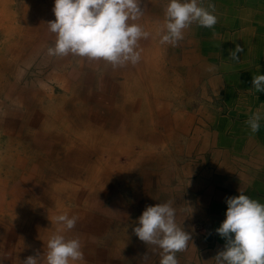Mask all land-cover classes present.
<instances>
[{
  "label": "crops",
  "instance_id": "0c3cea01",
  "mask_svg": "<svg viewBox=\"0 0 264 264\" xmlns=\"http://www.w3.org/2000/svg\"><path fill=\"white\" fill-rule=\"evenodd\" d=\"M201 2L215 5L218 22L211 29L193 24L172 46L161 45L158 35L168 0H141L144 13L136 23L151 35L140 41L136 91L143 87L152 94L141 99L153 101L155 109L150 103L136 106L150 119L136 139L143 137L156 155L145 161L152 171L144 176L136 209L107 224L108 232L131 235L147 206L172 201L177 225L191 236L187 249L176 253L178 264H215L226 243L216 229L225 219L227 198L242 192L264 204V118L255 134L245 123L258 109L264 117V92H254L252 84L254 75H264V0ZM237 47L243 51L235 61L230 54ZM158 114L170 116L168 129L151 127ZM112 239L100 238V263L95 258L90 264H160V250L135 235L129 259L111 251ZM121 240L128 252L130 243Z\"/></svg>",
  "mask_w": 264,
  "mask_h": 264
},
{
  "label": "bare ground",
  "instance_id": "6f19581e",
  "mask_svg": "<svg viewBox=\"0 0 264 264\" xmlns=\"http://www.w3.org/2000/svg\"><path fill=\"white\" fill-rule=\"evenodd\" d=\"M45 1L47 5H54V0ZM9 3L16 7V5L12 2L9 1ZM1 6L2 5L0 4V7ZM26 8L23 9V11L26 10ZM52 9L53 7L47 10L45 6L41 8V12L48 21L55 20ZM13 17H15V15L8 14L7 18L1 17V19L5 24H7L10 20L14 19ZM24 28L25 27L21 26L20 30L17 32L19 36H21ZM3 30L7 32V27ZM9 32L11 34L16 33L14 29L9 30ZM24 36L26 37L25 41L29 43L34 38L40 37L41 32L36 34L26 32ZM24 36L21 37L25 38ZM20 39L21 38H19V40ZM50 39H52L51 41L55 43V35L49 30L47 32L45 31L44 42H48ZM10 40V38L9 40H6L4 48L7 47V50L12 52L11 47L13 46L9 44L11 42ZM26 42L19 43L18 41L17 45H19V48L15 52L13 51L10 54V57H13L14 55V59H19L21 57V52L28 48L26 47V44H24ZM69 56L71 57L72 61L80 59L79 56L71 54H69ZM83 60L85 62L84 66L93 67L100 63L103 64V61H90L86 58H83ZM109 73L113 77L122 78V81L120 82V88L122 89V92L119 93V96L121 97L120 100L115 101L116 103H120L115 104L114 107L116 111L111 113V121L106 120L103 117L98 119L97 114H92L89 118H87L83 111L81 112L80 109H77L78 107L75 108V106L80 103L79 101L84 99V97L81 95L82 98H73V96H76L77 94V89L72 88L74 85L71 86V89L63 91H70L68 97L64 94H61L58 97L53 98L54 100L59 101V103L53 107V111H44V115H39L37 113H27L23 116L24 121L29 120L30 123H28V125L36 128H38L39 125L40 127L43 125L50 126L52 123V125L58 126L60 128L58 131L61 132V134L51 137H48L45 134L40 136L35 135V139L37 138L36 141L40 143L38 146L42 148V158L46 156L49 157V159L45 158V163L42 161L33 162L34 166H32V163H26V161L22 160L17 164V167L18 170H22L24 176H16V171L13 173H4L3 175H0V227L8 232L7 235L4 234V241L0 242V264H21V262L27 257H35L36 253H39L42 256L47 250L46 243L48 238L53 233L57 232L58 228L60 227L52 219L56 215L67 213L69 216H76L78 218L76 227L78 229H83L77 232L80 234L78 239L82 241L90 240L92 225H83V223L88 222L90 219V215L87 219L88 214L86 213V211H89L88 208L90 206L88 199L90 197L94 198L93 196L99 195V193L103 194L104 190L107 192H112L115 188H118V185H120L119 188L122 190L132 188L136 185L135 177H126L132 175L131 173L134 171L133 167L136 164V149H132L136 143V106H139V103L138 105L136 104V106L133 105L136 103V65L133 66L129 64L122 68H113L110 66ZM70 75L71 72H69L68 77H70ZM12 90L8 89V91ZM67 99L69 103L66 101ZM105 100V95H101L99 93L96 96L95 101H97V104H105ZM140 101L139 102L141 103V106L144 105L143 103L145 102L142 99ZM69 104L71 105L65 108ZM72 107L73 112L71 115ZM145 107H147V105ZM102 108L105 111L106 106H102ZM126 112L130 113L131 117H129V124L124 128L122 127L124 122L123 114L125 115ZM45 115L48 116L47 118H49V120H44ZM78 118L82 119L78 121ZM89 120H91V122L87 124ZM73 123L75 124L76 129L72 128ZM82 123H84L86 126H80ZM95 123L99 124V128L95 133L94 139L88 140L89 138L87 136H89V133L87 130H89V127ZM86 127L88 129H79ZM106 127L112 129L114 132L116 129H120V134L115 135L113 140H107L108 133L102 132V129H105ZM24 131L29 136L34 133V130L32 129H26ZM97 136H99V139L102 141L104 138V143L110 141L109 145H102L101 140H99ZM97 141L99 142L97 143ZM55 143L60 145L59 148L61 151H63L62 154L57 152L56 156H54ZM15 144L19 145L17 138L16 141L9 138L4 143L6 148ZM1 145L2 141H0V146ZM91 154L94 158L92 162L90 160L92 158L90 157ZM101 155H106L108 157L106 162H104L105 159L101 158ZM52 157L54 159L50 160ZM119 157H123L129 161L127 164H125L126 167H122V165L118 163L119 160L117 159ZM60 159L67 165L66 169L62 168L63 164L60 162ZM108 162H110L109 165ZM3 165H5L4 159H0V167ZM79 170L81 171L78 175ZM47 188L51 190L49 197H47L48 195H44ZM145 193H147V191ZM6 196L7 200L4 199ZM39 199L42 200V203L36 202ZM81 205L82 207H80ZM46 206H49L50 208L46 209ZM12 212L16 213V215H13ZM92 224H95V227L100 226L96 220H94ZM102 225L104 229L106 225ZM119 228L120 227H114V229ZM8 230L11 231L9 232ZM75 231L76 230L73 232L64 233L68 237L73 236L77 239L78 234L76 233L77 235H74ZM97 232L100 235L101 228H98ZM112 233L113 229L108 232V235H111ZM121 239H127L126 241H129L128 243L131 244V247L128 246V252L123 251L124 248L121 244L123 241ZM133 239L134 234L132 231L131 235L125 236V234H121V238L119 240L116 237V240L111 242L112 250H110L120 253L119 255L123 259H129V256L131 257L130 252L134 249V246L132 245ZM95 243L97 244L95 248H88L87 246L81 249L84 254V260H86V264H90L91 259H99V256H101L103 244L100 242V239L96 240ZM98 263H100L99 260ZM40 264H44L43 257L40 260Z\"/></svg>",
  "mask_w": 264,
  "mask_h": 264
},
{
  "label": "clouds",
  "instance_id": "9594fccd",
  "mask_svg": "<svg viewBox=\"0 0 264 264\" xmlns=\"http://www.w3.org/2000/svg\"><path fill=\"white\" fill-rule=\"evenodd\" d=\"M52 12L55 20L47 26L55 43L48 51L54 56L71 54L113 68L135 66L141 60L140 41L151 35L135 22L144 13L141 0H54ZM214 13L212 3L204 7L201 0H168L159 43L175 46L193 24L213 28L218 22ZM241 51L237 47L230 59L238 61L236 53ZM252 84L254 92H264V75H254ZM262 118L258 109L245 121L251 133L259 131ZM226 204L225 219L216 229L226 243L215 264H264V204L242 192L227 198ZM52 219L60 227L48 238L46 252L21 264H40L42 257L44 264H86L79 239L62 234L73 230L78 218L64 213ZM137 223L133 234L160 250V264H178L176 253L187 249L191 236L177 225L172 201L147 206Z\"/></svg>",
  "mask_w": 264,
  "mask_h": 264
},
{
  "label": "rangeland",
  "instance_id": "374dc122",
  "mask_svg": "<svg viewBox=\"0 0 264 264\" xmlns=\"http://www.w3.org/2000/svg\"><path fill=\"white\" fill-rule=\"evenodd\" d=\"M9 1L15 4L16 7L10 4ZM0 4L2 5L0 7V16L2 18H7L8 14L15 15V17H13L14 19L10 20L7 24H5L0 17V136H1L0 141H2V145L0 146V159H4L5 162V165L0 167L1 168L0 175H3L4 173H13L14 171H16V176L21 177L24 176L23 175L24 173L22 172V170L20 169L18 170L17 167V164L20 161L23 160L26 161V163L30 162L32 163V166H34L33 162L42 161L43 163H45L46 161L45 158L49 159V157L47 156L42 158L43 156L42 148L38 146L40 143L36 141L37 138L35 139V135L40 136L45 134L46 136L51 137L61 134V132L58 131V129L60 128L58 126L52 125V123L50 126L43 125L40 127L39 125L38 128L28 125V123L30 122L29 120H25L26 122L24 121L23 119L24 115H26L27 113H37L39 115H44L45 114L44 111L47 112L49 110L53 111L52 110L53 107H55V105L59 103V101H56L53 98L58 97L61 94H64L68 97L70 91L69 92H63V91L67 89H71V86L74 85V87L72 88L77 89V94L76 96L72 95L73 98H82L81 95L84 97V99H81L79 101L80 103L77 106L74 105L75 108L78 107L77 109H80L81 112L83 111L84 115L87 118H89L92 114H97L98 119L103 117L106 120H110L112 119L111 113L113 111H116L114 107L115 104L120 103V102L116 103L115 101L120 100L121 97L119 96V93L122 92V89L120 88L121 85L120 82L122 81V78L113 77L109 73V67L111 65L106 64L104 61L103 64L100 63L96 66L89 67V66H84L85 62L81 57L79 60L72 61L69 55L54 56L49 54L48 49L52 47L54 43L51 41L52 39L49 40L50 42L49 41L44 42V33L45 31L46 32L48 31L47 23L50 21H48L47 18L43 15V13L41 12V8L45 6L46 9L48 10L49 8L54 7L53 4L47 5L45 0H0ZM25 8L26 10L23 11V9ZM21 26L25 27L21 34L22 37L26 32H29L31 34H36L38 32H41V36L38 38H34L29 43L26 42L25 41L26 37L24 36L25 38H22L17 33L20 30ZM6 27H7V32L3 30L6 29ZM11 29H14L16 33L11 34L9 32V30ZM9 38L11 39L10 40L11 42L9 41L10 42L9 44L13 46L11 47L12 52L18 50L19 48V45H17L18 41L19 43L26 42L24 44H26V47L28 48L26 50L24 49V51L21 52V57L19 59H14V55L13 57H10V54L12 52L8 51L7 47L4 48L5 42L6 40H9ZM19 38L21 39L19 40ZM143 49L149 56L152 55L151 52L148 51V48L146 49L143 48ZM81 60L83 61V65ZM118 68H122V67H118ZM69 72H71L70 77H68ZM8 89L11 90L13 89V90L8 91ZM140 89L142 92L140 91ZM140 89L138 88V90L136 91L139 92V94L137 95L136 93V103L133 104L135 106L136 104L138 105V103L141 102L139 98H142L144 96H149V94L147 93L148 91L144 90L143 87H140ZM99 93L101 95L102 94L105 95L106 98L104 102L105 104L102 103L97 104V101H95L96 96ZM150 96H152V94H150ZM156 98L157 100L158 99L162 100L163 96L158 95L156 96ZM137 99L140 102L137 101ZM66 101H68V99ZM149 103L150 102L146 104ZM150 104L152 106L155 105L153 101ZM70 105L71 104L67 105L65 108H67ZM102 106H106L105 111L103 110ZM161 106L163 107L164 104H161ZM72 112H73V107L71 109V115ZM142 114L139 115V109L137 107L136 136L139 135L141 129H149L150 119H148V117H145ZM47 117L48 116L45 115L44 117L45 121L49 120V118ZM129 117H131L130 113L126 112L125 115L123 114L124 122L122 127L125 128L129 124ZM82 118H78V121ZM170 121H171L170 116L166 117V115L164 114H158L156 118L154 117L151 127L153 125V127L154 128L156 127V129H168L167 126L170 124ZM38 122L41 123L40 121ZM69 122H73V121H69ZM90 122L91 120H89L87 124H89ZM83 124L84 123H82L80 126H86L85 124L84 125ZM98 125L99 124L95 123L89 127L90 129L87 130V132L89 133V136H87L89 138L88 140L94 139L95 133L99 128ZM190 126L191 128H194L193 124H191ZM72 128L76 129L74 123L72 125ZM26 129L34 130V133L29 136L24 131ZM40 129H45V130H40ZM79 129H88V128L86 127ZM137 129L138 130L140 129V131H138ZM119 130L120 129H116L114 132L112 131V129L106 127L105 129H102V132L108 133L107 140H113L115 138L114 137L115 135L120 134ZM9 138L14 141H16L17 138L19 145L15 144L6 148L4 143ZM97 138L99 139L100 137L97 136ZM103 141L101 140L102 145L103 144L109 145L110 143V141H108L107 143H104ZM98 142L99 141H97V143ZM59 147L60 145L58 143H55L54 156H56L57 152H60V154H62L63 151H61ZM132 149H136V164L133 167L134 171L131 173L132 175L130 174L131 176H126V177H135L136 185L126 190H122L121 188H119L120 185H118V188L117 189L115 188L112 192H107L106 190H104L103 194L99 193V195L93 196L94 198L90 197L88 199L90 206L88 208L89 211H86V213L88 214L87 219L89 215H90V219L88 222L83 223V225L91 224L92 233L90 235V240H84V241L79 240L80 242L82 241L81 242L82 248H85L87 246L88 248L89 247L95 248L97 246L95 242L100 238H105L108 240V242L109 240L112 239V237L115 238L112 239V241L116 240V237L119 240L121 238V234L115 235L114 234L116 233L115 231H113L111 235H108L107 233L108 229H106L107 224L110 223L111 225H113L115 222L118 221L115 220V218H118L120 216L123 218L126 216L127 212L130 211L132 212L136 209V204L139 203V193L142 191V187L144 184L143 182L144 176H146L152 171L151 164H148L146 162L148 161V158L151 156V154L155 151V149H150L148 147V143L146 142L143 143V137L141 141H139V137L136 139L135 146ZM152 155H156L155 152ZM158 155H159V151H158ZM92 156L93 155L91 154L90 157ZM101 158L105 159L104 162H106L107 161L106 159H108L106 155H101ZM53 159H54L53 157L50 158V160ZM93 159H94L93 157L90 159L91 162L93 161ZM117 160H119L118 163L122 165V167H124L125 164L129 162L127 159L123 157H119ZM60 162L63 164L62 168L66 169L67 165L63 163L61 159ZM109 164L110 162H108V165ZM80 171L81 170H79L78 175L80 174ZM136 188L137 190L139 189V191H136ZM50 192L51 190L47 188L44 195H48L47 197H49ZM4 199L7 200V196ZM36 202L42 203V200L39 199ZM80 207H82V205ZM45 208L48 209L50 207L46 206ZM12 214L16 215V213L14 212H12ZM94 220H96L99 223L100 225L99 227H95L94 226L95 224H92ZM102 224L106 225L104 229ZM98 228H101L100 235L97 232ZM74 230H76L74 235L78 234L77 236L78 239V237H80V234L77 232L83 229L81 228L78 229L77 227H75L73 230L67 231V233L73 232ZM8 231L10 232L11 230ZM4 234L7 235L8 232L1 228L0 242L4 241L5 239ZM62 234H64L66 238H74L73 236L68 237L65 233ZM127 246L131 247V244Z\"/></svg>",
  "mask_w": 264,
  "mask_h": 264
}]
</instances>
